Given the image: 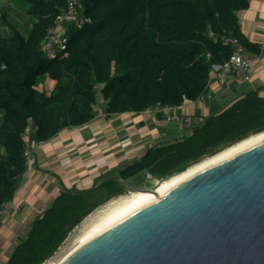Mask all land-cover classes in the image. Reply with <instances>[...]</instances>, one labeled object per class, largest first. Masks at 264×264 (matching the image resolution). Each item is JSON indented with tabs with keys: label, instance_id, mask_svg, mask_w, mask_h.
I'll return each instance as SVG.
<instances>
[{
	"label": "trees",
	"instance_id": "obj_1",
	"mask_svg": "<svg viewBox=\"0 0 264 264\" xmlns=\"http://www.w3.org/2000/svg\"><path fill=\"white\" fill-rule=\"evenodd\" d=\"M23 1L34 19L30 32L8 23L12 34L0 35V210L14 198L28 170L23 133L29 118L36 142L84 125L94 118L99 86L109 116L158 105L178 107L206 94L214 66L233 54L222 36H235L247 51L261 52L242 33L237 15L250 0H82L80 12L91 22L70 28L66 51L51 59L41 42L66 0ZM44 75L57 81L50 94L37 88ZM262 131L264 97L251 91L195 124L190 134L152 146L120 176L129 181L147 170L158 179L168 178ZM127 191L119 180L108 179L92 192H63L6 264H44L85 217Z\"/></svg>",
	"mask_w": 264,
	"mask_h": 264
},
{
	"label": "crops",
	"instance_id": "obj_2",
	"mask_svg": "<svg viewBox=\"0 0 264 264\" xmlns=\"http://www.w3.org/2000/svg\"><path fill=\"white\" fill-rule=\"evenodd\" d=\"M28 7L23 0H0V35L12 34L8 23L29 33L34 19L26 13ZM237 15L242 33L261 46L258 54L246 50L252 59L251 80L243 82L228 77L222 82L218 72L212 71L206 99L185 101L171 112L204 119L222 112L251 91L264 97V0H250L249 7ZM56 84L55 79L44 75L39 77L37 88L50 94ZM93 111L95 115L90 122L66 127L36 149L34 160L13 198L16 207L3 220V233H10L15 226L31 228L63 192H92L105 180L120 176L127 165L142 160L152 146L173 142L192 132L177 123L166 122L155 109L109 116L100 86ZM2 114L0 110V121ZM0 150L4 152L1 145ZM3 233L0 234V264L7 263L28 232L19 235L20 239L15 238V243Z\"/></svg>",
	"mask_w": 264,
	"mask_h": 264
},
{
	"label": "water",
	"instance_id": "obj_3",
	"mask_svg": "<svg viewBox=\"0 0 264 264\" xmlns=\"http://www.w3.org/2000/svg\"><path fill=\"white\" fill-rule=\"evenodd\" d=\"M115 179L128 192L142 189ZM59 264H264V139L196 173Z\"/></svg>",
	"mask_w": 264,
	"mask_h": 264
},
{
	"label": "built area",
	"instance_id": "obj_4",
	"mask_svg": "<svg viewBox=\"0 0 264 264\" xmlns=\"http://www.w3.org/2000/svg\"><path fill=\"white\" fill-rule=\"evenodd\" d=\"M81 1L82 0H66L65 8L60 10L55 19L54 25L48 29L46 36L41 42V50L46 57L53 59L62 56L69 43L70 28H82L86 23L91 22V18L83 16L80 12V9L82 8ZM210 35L217 38L213 32H211ZM222 40L225 43H230L233 46L234 51L229 60H227L223 65L214 66L213 72H218V77L222 82H224L228 77H232L243 82L250 81L253 74L252 59L247 55L244 45L235 36L224 35L222 36ZM206 97V94H203L199 99L205 100ZM173 108L175 107L158 105L155 108V111L157 114L163 115L166 122L177 123L183 129H193L195 124L204 122V119H197L189 115L173 113L171 112ZM33 132V120L32 118H29L28 125L23 133V139L26 144L24 155L28 167L34 160L36 149L43 143L36 142L32 138ZM143 173L150 182L153 179H156V181L160 180L147 170ZM23 205H25V203H23ZM15 207L16 204L14 199L2 205L0 210V225L4 218L8 216L11 211L15 209Z\"/></svg>",
	"mask_w": 264,
	"mask_h": 264
},
{
	"label": "bare ground",
	"instance_id": "obj_5",
	"mask_svg": "<svg viewBox=\"0 0 264 264\" xmlns=\"http://www.w3.org/2000/svg\"><path fill=\"white\" fill-rule=\"evenodd\" d=\"M263 139L264 131L252 134L213 155L191 164L186 170L158 181L156 187L152 189L142 188L141 190L131 191L128 194L112 198L105 206L101 209H97L96 213L89 217L88 221L84 224L83 232H81L82 234L78 237L73 247L56 264H59L75 250L121 222L137 210L163 197L175 186L186 181L196 173Z\"/></svg>",
	"mask_w": 264,
	"mask_h": 264
},
{
	"label": "rangeland",
	"instance_id": "obj_6",
	"mask_svg": "<svg viewBox=\"0 0 264 264\" xmlns=\"http://www.w3.org/2000/svg\"><path fill=\"white\" fill-rule=\"evenodd\" d=\"M207 157V156H205ZM203 157V158H205ZM203 158H201L200 160H202ZM199 160V161H200ZM144 173H141L139 175H137L136 177L130 179L129 181L138 186V187H142V188H149L152 189L154 187H156V185L158 184V181L162 180H157L153 179L151 182L145 177ZM129 192L127 191L125 194H128ZM115 198V197H114ZM112 199V198H111ZM110 199V200H111ZM110 200H108L107 202H105L103 205L99 206L98 208H96L94 211H92L87 217L84 218V220L78 224L68 235V237L66 238V240L63 242V244L59 247V249L57 250V252L54 254V256H52L48 261H46L44 264H56L63 256H65L69 250L73 247V245L75 244L76 240L78 239V237L82 234L81 232H83V228H84V224L85 222L88 221L89 217L96 213L97 209H101L103 206H105ZM4 221H2L1 225H0V234L3 233V228L1 227ZM30 226H24L23 227H18L15 226L14 228H11L12 231L8 234H5V238H13L14 243L17 242V239L15 240V238H19L21 234L28 232V230ZM20 235V236H19ZM4 238V237H3Z\"/></svg>",
	"mask_w": 264,
	"mask_h": 264
}]
</instances>
